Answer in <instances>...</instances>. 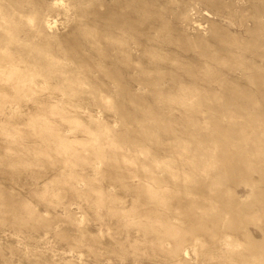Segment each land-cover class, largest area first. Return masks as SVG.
Returning <instances> with one entry per match:
<instances>
[{
	"label": "rangeland",
	"instance_id": "obj_1",
	"mask_svg": "<svg viewBox=\"0 0 264 264\" xmlns=\"http://www.w3.org/2000/svg\"><path fill=\"white\" fill-rule=\"evenodd\" d=\"M0 264H264V0H0Z\"/></svg>",
	"mask_w": 264,
	"mask_h": 264
},
{
	"label": "bare ground",
	"instance_id": "obj_2",
	"mask_svg": "<svg viewBox=\"0 0 264 264\" xmlns=\"http://www.w3.org/2000/svg\"><path fill=\"white\" fill-rule=\"evenodd\" d=\"M1 74H2V73H1ZM5 80H7V79H5ZM17 80H18V79H17ZM19 80H20V79H19ZM11 87H12V86H11ZM1 94H2V93H1ZM19 95H20V94H19ZM56 101H58V100H56ZM37 102H38V101H37ZM50 105H51V104H50ZM52 106H53V105H52ZM54 106H55V105H54ZM50 131H51V130H50ZM50 131H49V132H50ZM51 132H52V131H51ZM133 164H134V163H133ZM135 164H136V163H135Z\"/></svg>",
	"mask_w": 264,
	"mask_h": 264
}]
</instances>
